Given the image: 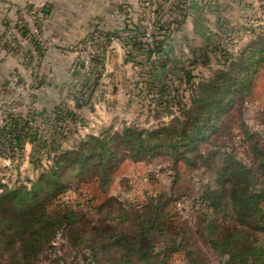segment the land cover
I'll list each match as a JSON object with an SVG mask.
<instances>
[{
    "label": "rangeland",
    "instance_id": "374dc122",
    "mask_svg": "<svg viewBox=\"0 0 264 264\" xmlns=\"http://www.w3.org/2000/svg\"><path fill=\"white\" fill-rule=\"evenodd\" d=\"M176 1L0 0V128L11 116L22 115L31 118L38 133L35 144L27 142L22 151L0 145L2 184L30 187L61 150L76 147L89 135L125 126L157 129L170 122L181 115L179 102L190 103L191 85L212 78L264 34V0H180L183 9L176 8ZM160 8L163 15L155 13ZM158 16L170 28L164 54L149 56L134 49L131 30L138 28L141 39L152 42ZM104 50L100 72L94 70V59ZM240 107L232 115H242L264 142V63L241 113ZM241 139L237 128L215 137L217 145L226 142L251 166ZM86 177L66 175L69 187L60 197L85 207L109 197L137 206L152 194L175 189L178 200L171 206L191 227L203 209L194 202L195 193L213 178L206 166L191 168L167 155L124 159L103 192L95 176ZM199 247L213 264L221 261L208 246ZM52 252L41 256V264L83 259L61 237ZM172 263L189 264L182 254H175Z\"/></svg>",
    "mask_w": 264,
    "mask_h": 264
},
{
    "label": "trees",
    "instance_id": "16d2710c",
    "mask_svg": "<svg viewBox=\"0 0 264 264\" xmlns=\"http://www.w3.org/2000/svg\"><path fill=\"white\" fill-rule=\"evenodd\" d=\"M176 2V8L183 9L184 2ZM155 13L163 15V9ZM161 18L152 42L143 41L138 28L131 30L134 49L149 56L164 54L170 27ZM104 58L105 50L94 59V70L103 72ZM263 63L264 34L212 78L191 85L190 103L179 102L181 115L170 122L157 129L125 126L114 133L89 135L76 147L61 150L30 187H10L0 181V264H41V256L53 254L59 237L82 252L83 259L68 263L58 258L56 264H173L175 254L184 255L189 264H213L200 244L221 255L218 264H264V142L242 115H232L238 104L241 113ZM10 118L0 128V145L22 151L27 142L35 144L38 133L31 118ZM236 128L251 166L226 142L216 144L215 137ZM159 155L182 159L191 168L204 165L212 173V182L195 193L194 202L203 209L194 227L171 206L178 200L175 189L152 194L137 206L109 197L85 207L60 197L69 187L65 178L70 172L95 176L103 192L124 159Z\"/></svg>",
    "mask_w": 264,
    "mask_h": 264
}]
</instances>
